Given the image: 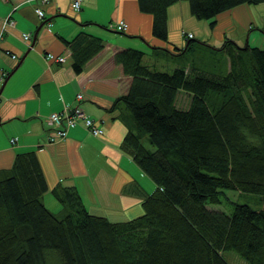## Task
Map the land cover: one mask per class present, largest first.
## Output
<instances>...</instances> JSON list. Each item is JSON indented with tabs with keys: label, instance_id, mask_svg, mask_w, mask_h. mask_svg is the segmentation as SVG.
Listing matches in <instances>:
<instances>
[{
	"label": "trees",
	"instance_id": "trees-1",
	"mask_svg": "<svg viewBox=\"0 0 264 264\" xmlns=\"http://www.w3.org/2000/svg\"><path fill=\"white\" fill-rule=\"evenodd\" d=\"M175 1L137 0L152 14L158 39L166 40V9ZM186 1L194 17L206 19L264 0ZM107 26L126 29L121 19ZM66 43L76 70L102 46L100 37L83 31ZM219 48L229 61L224 74L151 69L137 48L116 54L132 76L128 93L118 98L132 117L123 148L157 185L141 213L110 221L88 213L75 191L53 188L73 206L55 215L42 201L47 184L34 152L18 153L0 168V264H231L227 252L264 264V48L231 39ZM178 88L192 95L186 109L174 105ZM226 190L263 201L230 205ZM222 201L230 212L207 207Z\"/></svg>",
	"mask_w": 264,
	"mask_h": 264
},
{
	"label": "crops",
	"instance_id": "crops-1",
	"mask_svg": "<svg viewBox=\"0 0 264 264\" xmlns=\"http://www.w3.org/2000/svg\"><path fill=\"white\" fill-rule=\"evenodd\" d=\"M166 14L162 40L153 35L152 14L140 10L137 0H82L78 10L70 0H0V72L7 71L0 80V168L12 165L18 153L34 152L47 184L41 198L55 215L63 216L73 206L60 201L53 188L73 190L88 213L120 221L141 213L142 201L157 187L123 148L132 117L118 98L128 93L132 76L116 59L118 52L137 48L147 67L170 72L184 66L191 76L224 74L229 69L228 56L219 48L227 39L264 48V1L239 3L198 19L190 13L188 1L177 0ZM7 17L13 23L4 24ZM120 19L126 23L124 32L108 28L110 21ZM81 31L100 37L102 46L76 70L66 40ZM24 32L32 38L25 41ZM46 52L65 59H48ZM196 52L211 56V62L195 63ZM79 92L82 97L76 99ZM191 96L178 88L174 105L186 109ZM75 104L103 132L94 135L79 122L63 138L49 142L53 129L45 116ZM207 207L231 210L224 201ZM225 255L231 264H247L232 252Z\"/></svg>",
	"mask_w": 264,
	"mask_h": 264
},
{
	"label": "built area",
	"instance_id": "built-area-1",
	"mask_svg": "<svg viewBox=\"0 0 264 264\" xmlns=\"http://www.w3.org/2000/svg\"><path fill=\"white\" fill-rule=\"evenodd\" d=\"M79 2L80 0H71L70 4L73 9H78ZM35 11L39 16H42L43 12L39 7H36ZM11 23H13V20L7 17V20H5L4 24ZM115 23H118V25H122V21H118ZM118 25L116 26L119 27ZM187 35H191V33L188 32ZM22 37L25 41H28L31 38V35L29 32H24L22 33ZM12 56H14V54H12ZM45 57L57 61H64L65 59L64 55L54 54L51 52H47L45 54ZM5 74L6 71H2L0 73V80ZM81 97L82 94L80 92L76 94V99H80ZM79 122L84 126L85 129H87L94 135H100L103 132L102 127L96 122V120L93 117L89 116V114L86 113L81 106L75 104L71 107H65L60 111H51L45 116L46 125L49 127V129H53V134L48 135L47 140L49 142H53L54 140L63 138L67 133V129ZM14 140V138H11V141Z\"/></svg>",
	"mask_w": 264,
	"mask_h": 264
},
{
	"label": "rangeland",
	"instance_id": "rangeland-1",
	"mask_svg": "<svg viewBox=\"0 0 264 264\" xmlns=\"http://www.w3.org/2000/svg\"><path fill=\"white\" fill-rule=\"evenodd\" d=\"M116 20H113V22ZM257 31H259V28L257 29ZM262 31V30H261ZM192 56V54H191ZM202 55L200 52H196L192 57H193V61L195 63H198L199 61H203V62H211L212 57L207 55ZM154 59V58H153ZM209 62V63H210ZM156 68H162L160 65H158V67ZM245 97H247V95L244 94ZM226 194H228L229 196V200H230V205L232 204V202L234 201H238V202H245L247 204H249L252 207H259L262 203V199L260 198L259 195L257 194H253V193H249V192H240V194L238 195L237 192L234 191H230V190H226L225 192ZM212 205V204H210ZM54 214L56 213V211H52ZM59 215V214H57ZM236 255V254H234ZM239 257V256H238Z\"/></svg>",
	"mask_w": 264,
	"mask_h": 264
}]
</instances>
